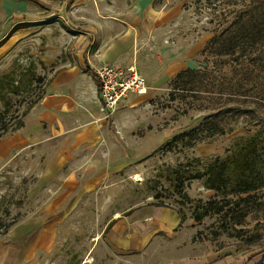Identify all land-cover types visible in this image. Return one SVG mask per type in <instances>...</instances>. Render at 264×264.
<instances>
[{"label":"rangeland","instance_id":"1","mask_svg":"<svg viewBox=\"0 0 264 264\" xmlns=\"http://www.w3.org/2000/svg\"><path fill=\"white\" fill-rule=\"evenodd\" d=\"M33 1L39 20L28 21L22 11H9L12 2L5 6L0 0V73L14 62L26 66L34 61L41 77L28 93L12 95L13 117L20 116L28 103H36L44 91L52 71L39 62L44 46L58 55L52 68L60 67L71 59L72 34L77 38L83 33L84 42L95 38L96 43L97 36L110 39L129 29L132 48L122 64L135 65L148 89L141 95L129 93L111 113L101 109L106 118L101 139L70 149V159L57 164L60 167L52 176L45 172V160L57 144L14 152L0 167V235L20 221L45 213L43 207L57 195L54 191L62 176L85 157V168L63 195L53 226L54 248L49 252L53 254L46 264H160L172 253L189 258L196 253H221V264L257 263L264 256V188L255 194L262 204L253 207L241 223L223 212L195 221V205L222 202V195L204 188L198 178L184 180L179 194L173 171L196 163V158L222 156L264 126L242 115L221 121L222 132L192 141L191 146L181 141L165 145L213 112L204 93L179 88L175 75L186 68L210 67L211 57L202 51L208 39L256 0ZM104 27L108 32L100 34ZM238 64L227 66L225 74ZM13 117L5 119L9 127L15 123ZM229 198L234 201L236 196ZM158 202L164 204L162 208L181 212L183 222L152 239L143 253L116 254L102 234L106 224L129 209ZM248 237H258L263 244L248 246Z\"/></svg>","mask_w":264,"mask_h":264},{"label":"crops","instance_id":"2","mask_svg":"<svg viewBox=\"0 0 264 264\" xmlns=\"http://www.w3.org/2000/svg\"><path fill=\"white\" fill-rule=\"evenodd\" d=\"M4 1L5 6L12 2L9 11H22L28 21L39 20L34 15L35 1ZM107 32L104 27L100 34ZM82 34L77 38L72 34L71 50L68 51L71 59L64 61L60 67L52 68L58 55L51 52L52 47L44 46V54L39 56V62L40 65L50 66L52 71L46 79L41 98L23 116L22 126L0 137V167L12 158L14 152L42 143L48 146L57 144L52 156L45 160L48 164L45 172L52 176L56 168L60 167L57 164L70 159V149L94 144L101 139L106 118L101 110L94 67L103 63L124 66L122 62L132 48L133 33L126 29L110 39L97 36L96 43L95 38L84 42ZM86 162L85 157L78 160V164L62 176L60 186L54 191L57 195L43 207L45 213L20 221L0 235V264L50 262L48 255L53 254L49 252L54 248L53 226L58 221L57 213L63 195L71 191L74 180L80 170L85 168ZM111 220V226L103 235H106L112 250L120 256L143 253L152 239L158 238L164 230L173 231L183 222L179 212L156 204L139 206L128 215ZM221 255L196 253L195 257L189 258L184 253H172L170 258L160 264H221Z\"/></svg>","mask_w":264,"mask_h":264},{"label":"trees","instance_id":"3","mask_svg":"<svg viewBox=\"0 0 264 264\" xmlns=\"http://www.w3.org/2000/svg\"><path fill=\"white\" fill-rule=\"evenodd\" d=\"M255 2L249 9L237 13L225 27L208 39L202 51L211 57L210 67L186 68L175 75L174 82L178 83L179 88L204 93L213 112L197 126L176 134L166 146L177 141L191 146L192 141L222 132L221 123L226 119H237L242 115H248L254 124L264 126V0ZM234 63L239 64L226 75L225 68ZM36 67L34 61H29L26 66L14 62L0 73V137L21 127V117L35 103H28L20 116L10 114L14 104L12 95L28 93L41 81ZM41 96L42 93L36 102ZM7 116L15 120L12 127L5 123ZM194 160L196 163L173 171L175 190L181 194L184 180L198 178L204 188L223 198L222 202L195 205V221H201L211 213L223 212L224 216L241 223L240 219L253 207L262 204L256 200L255 194L264 188V127L243 137L222 156ZM229 196H236V199L233 201ZM154 204L164 206L162 202ZM132 210L124 212L125 215ZM179 214L183 221V214ZM262 218L264 220V215ZM111 222L106 224L102 234L108 230ZM260 240L258 237H248L245 241L250 246L263 244ZM255 264H264V256Z\"/></svg>","mask_w":264,"mask_h":264},{"label":"built area","instance_id":"4","mask_svg":"<svg viewBox=\"0 0 264 264\" xmlns=\"http://www.w3.org/2000/svg\"><path fill=\"white\" fill-rule=\"evenodd\" d=\"M98 82L101 109L111 113L129 93L145 94L148 89L145 77L135 65L121 66L103 63L94 67Z\"/></svg>","mask_w":264,"mask_h":264}]
</instances>
